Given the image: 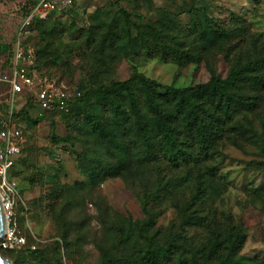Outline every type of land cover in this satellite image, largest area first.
<instances>
[{
    "label": "rangeland",
    "instance_id": "rangeland-1",
    "mask_svg": "<svg viewBox=\"0 0 264 264\" xmlns=\"http://www.w3.org/2000/svg\"><path fill=\"white\" fill-rule=\"evenodd\" d=\"M26 1L0 0V125L21 132L3 205L12 235L0 237L1 256L11 264H192L199 248L222 249L235 225L241 261L264 264V92L260 107L233 124L235 141L214 142L206 159L186 147L184 162L176 148L171 156L159 146L143 85L182 88L264 62V0H76L23 27ZM19 45L34 49L39 77L79 87L87 100L38 115L6 81ZM122 81L147 141L123 95L95 99L98 87Z\"/></svg>",
    "mask_w": 264,
    "mask_h": 264
},
{
    "label": "trees",
    "instance_id": "trees-1",
    "mask_svg": "<svg viewBox=\"0 0 264 264\" xmlns=\"http://www.w3.org/2000/svg\"><path fill=\"white\" fill-rule=\"evenodd\" d=\"M36 1L30 0L22 4L24 14ZM48 16L36 17L30 25H33L34 21L46 20ZM219 33L223 31L219 30ZM160 47L164 53H168L162 46ZM172 51L176 52L175 49ZM143 85L146 91L147 107L154 118L159 146L171 156L174 155L173 150L176 148L181 160L188 162L192 155L186 147L196 145L200 156H203L202 159H206L214 147V142L228 138L236 140L233 124L239 121V115L253 113L260 107L264 92V62L257 59L248 61L232 68L225 76L211 75L206 82L182 88L162 85L152 80L144 81ZM78 89L81 90L79 87ZM109 93L114 94L115 97L118 94L123 95L127 99L131 111L137 116L136 125L139 134L146 141L149 140L150 133L142 122L134 91L128 82L100 86L93 94L97 101H101ZM86 100L87 96L82 91L81 95L73 101L68 112ZM109 106L123 121L129 119L127 110L115 99L109 101ZM97 125V122L93 123L95 129L102 131L103 127ZM228 229H230L228 243L221 245L222 249H219V245L201 247L196 253L198 255L193 256L192 264H198V258H202L205 262L216 260V264H244L238 255L243 235L235 225H231ZM221 251L224 252V256L218 255ZM30 253L37 255L40 251L32 250ZM145 259L153 261L154 253L149 257L146 256ZM113 261L109 258L104 264H113ZM179 264H185V259L182 258Z\"/></svg>",
    "mask_w": 264,
    "mask_h": 264
},
{
    "label": "built area",
    "instance_id": "built-area-1",
    "mask_svg": "<svg viewBox=\"0 0 264 264\" xmlns=\"http://www.w3.org/2000/svg\"><path fill=\"white\" fill-rule=\"evenodd\" d=\"M75 2L76 0H37L27 8L22 25L29 26L34 18H46L49 14L70 8ZM35 57V51L30 46L19 45L14 49L10 74L6 78L10 90L18 94H28L40 116L55 111H68L82 91L78 88L70 89L65 84L46 77H39L33 67ZM20 137L18 128L0 125V199L5 208L9 205V193L14 185L9 179V169L18 151L17 142ZM4 234L10 239L12 232L10 233L9 227ZM2 244L6 245L5 242Z\"/></svg>",
    "mask_w": 264,
    "mask_h": 264
},
{
    "label": "water",
    "instance_id": "water-1",
    "mask_svg": "<svg viewBox=\"0 0 264 264\" xmlns=\"http://www.w3.org/2000/svg\"><path fill=\"white\" fill-rule=\"evenodd\" d=\"M8 227L7 218L5 215L3 203L0 199V237L5 233L6 228ZM0 264H11V261L8 258H4L0 254Z\"/></svg>",
    "mask_w": 264,
    "mask_h": 264
}]
</instances>
